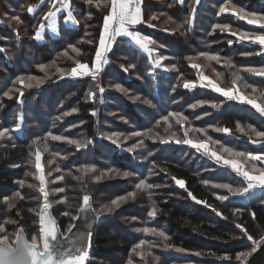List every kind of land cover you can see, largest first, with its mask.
Wrapping results in <instances>:
<instances>
[{"label":"trees","instance_id":"trees-1","mask_svg":"<svg viewBox=\"0 0 264 264\" xmlns=\"http://www.w3.org/2000/svg\"><path fill=\"white\" fill-rule=\"evenodd\" d=\"M195 1L183 0L181 4L179 0H144V19L152 15L158 19L151 21L154 27L141 24L136 30L155 39L161 47L160 54L171 58L165 59L166 65L176 66L175 70L161 73L156 92V82L149 77L145 82L143 70L130 77L121 68L117 71L118 79L111 76L109 71L125 55V50L132 54L136 66L146 69L152 65L150 55L126 37H117L107 54L109 63L95 80L67 75L77 61L93 65L103 19L111 10L110 0H92L91 4L87 0H72L78 25L61 22L60 36L47 35L46 40L36 39L35 34L51 1L46 0L30 14L27 8L41 0H0V48H5L0 50V131L9 130L0 138V227L4 229L0 238L8 235L13 243L21 229L29 241L32 236L40 235L43 195L39 192V173L35 168V152L39 149L50 210L62 232L74 222L71 217L78 215L84 194L91 196V204L99 211L113 199L135 193L134 198L122 202L95 226L90 239L89 264H129V261L131 264H238L236 256L240 252L247 253L264 241V188L240 196L215 187L226 183L232 188H244L247 181L229 167L204 156L202 151L196 157L195 148L176 143V139L208 142L211 150L227 158L232 157L223 151L225 147L253 155L264 153V137L255 134L264 131V115L251 105L228 100L210 87H200L199 82L194 91L183 86L185 82L199 81V73L204 72L208 78L230 88L236 73L242 77L236 86L264 104V96L260 95L264 92V76L246 71L264 68V45L254 42L255 36H264V19L248 22L264 17V0H201L197 7ZM222 7L226 11L220 14ZM193 14L194 23H185ZM17 16L19 22L15 20ZM178 23L185 26L174 31ZM216 24L227 28L224 32L219 28L213 31ZM241 35L245 36L243 40L238 39ZM69 45H75L79 51H73ZM201 53L217 55L220 61L209 60ZM130 56L127 55L128 59ZM189 57L193 59L190 61ZM191 63L200 65L202 71L191 67ZM41 65L48 67L42 70ZM29 77L44 82L37 85ZM18 78H23L24 83ZM29 83L33 85L30 88ZM117 84L129 94L117 90ZM100 88L104 89L103 93ZM5 91L11 98L4 96ZM137 96L140 99H135ZM21 99L23 103L18 102ZM145 100L152 103L145 104ZM193 104L197 107H191ZM215 104L220 107H213ZM173 112L187 119L178 124L177 117L169 115ZM113 113L123 114L133 125L116 121ZM20 114H23L22 122ZM17 123L21 124L20 131L15 130ZM225 127L230 129L229 133L215 131ZM149 130L151 135L168 142L132 135ZM48 132L66 139L53 141ZM71 140L86 142L87 146L77 149ZM141 140L140 153L128 151L127 146ZM45 144L48 151H44ZM238 159L244 162V158ZM245 164L252 169L255 163L248 160ZM87 167L97 171H79ZM124 171L134 175L117 174ZM30 172L33 175H27ZM100 172L106 175L97 181L95 176ZM60 176L64 180L57 179ZM77 176L83 179L77 180ZM141 180L161 187L138 189L136 185ZM176 180H184L185 187L181 188ZM61 187L64 192L55 191ZM192 196L205 203H197ZM220 196H227L228 200L222 201ZM13 203L15 207H10ZM153 204L158 209L155 217L149 215ZM237 208L242 211L237 213ZM65 212L70 215H63ZM10 220L15 223H9ZM152 227L164 231L168 239L143 231ZM141 240L146 244L133 252ZM140 252L145 255H138ZM149 252L151 255H147Z\"/></svg>","mask_w":264,"mask_h":264},{"label":"snow or ice","instance_id":"snow-or-ice-1","mask_svg":"<svg viewBox=\"0 0 264 264\" xmlns=\"http://www.w3.org/2000/svg\"><path fill=\"white\" fill-rule=\"evenodd\" d=\"M44 0H41V3H43ZM173 2H176V0H173ZM201 0H196V3L199 4ZM88 4L92 3V0H87ZM143 3L144 0H110L111 4V10L110 13L104 17L103 19V25H102V31L98 38V49L95 52V60H94V67L89 68V65L87 63H80L77 61L76 67H73L67 75H69L71 78H82V77H91L93 80H95L99 74L103 71L104 66H106L109 63V60L107 59V54L111 52L113 44L116 42L117 37H126L128 38L132 43H134L136 46H138L139 49H141L143 52L147 53L148 55H152L153 49L150 47V45L154 44L155 42L148 36L143 35L140 31L136 30L137 25L141 24H147L150 27H154V25L151 23L152 20L158 19L156 15H152L148 20L144 19L143 14ZM179 3L183 4V0H179ZM57 4L60 5V7H57ZM171 6V5H170ZM61 10H66L67 19L71 21L73 24L77 23L75 20V17L73 15V12L76 11L75 9H72L71 4L69 3V0H52L51 6L46 14L43 15V20L48 21V27L51 28V30L59 35L58 30L56 28V17L58 13ZM225 8H220V12H224ZM27 11L31 13H35L36 8L35 7H28ZM195 10H193L194 12ZM240 12H243V9L239 10ZM255 16V14H251ZM241 18H244L243 16ZM257 19H264V17L254 18L250 19L249 23H256ZM15 20L17 22L20 21L19 16L15 17ZM169 21H172V17H168ZM192 19H189L185 21V23L191 25ZM184 23H178L176 24V29L179 30L181 28H184ZM219 28L221 32H224L227 28L226 25H220L216 24L213 28V31ZM45 31V24L41 23L39 25V31L36 32L35 38L36 39H42L43 33ZM184 33H181L183 35ZM245 38L244 35H241L238 37V39L243 40ZM254 42H258L261 45H264V36H255ZM89 44L92 43L91 40L88 41ZM232 41H229V44H231ZM69 47L72 48L73 51H79L75 45H69ZM67 53H65L66 55ZM201 56L206 57L209 60H215L217 63L220 61V57L217 55H210L208 53H201ZM166 59V57L163 56H157L154 57V66L160 67L162 60ZM190 61L193 59L192 57L188 58ZM226 64H231L230 60H225ZM193 68H199V65L193 63L191 64ZM41 69H45L46 65H41ZM131 67H135V65H132ZM127 70V69H125ZM248 72L255 73L256 75L264 76V68L257 70L254 68L246 69ZM63 75V72H62ZM234 80H233V87L236 86V82L241 80L242 77L238 74L234 73ZM29 80H36L37 85L42 84L44 81L40 80L37 77H29ZM20 83H24L23 78H18ZM205 81L207 83H205ZM33 85L31 83L27 84V87H32ZM185 88L192 89L197 87V85L193 82H185L183 85ZM200 87L205 88H211L216 93L221 94L222 96L226 97L228 100L237 101L241 104H247L251 105L254 109L257 110L261 115H264V104L257 103L256 99L246 97L243 95L238 89L234 92L233 88H222L213 81H211L207 76L201 74L200 76ZM117 89H119L121 92H125L126 90L119 84L115 86ZM247 87V85H246ZM99 91L101 93L104 92L103 88H100ZM255 92V89H253ZM4 96H9V92L5 91ZM95 94L93 93V96ZM261 96H264V92L260 94ZM20 97H23V92H20ZM135 99H140L139 96L135 97ZM19 103H23V100H19ZM145 104H151L152 102L150 100H145ZM201 104L205 103V101H201ZM155 107V105H153ZM191 107L195 108L197 107L196 104L191 105ZM215 108H219L220 105L215 104L213 105ZM75 111V109H73ZM95 114V113H93ZM67 115V113H65ZM169 115L177 117V123L182 124L184 120L187 119V117H183L180 113H170ZM57 119H60V117H57ZM164 121H168V116H165ZM20 120L22 122L23 120V114H20ZM171 127V125H169ZM238 129L243 132L244 129L240 128L239 124L237 125ZM21 124L17 123L15 126V130H20ZM168 129H165L167 131ZM8 129H3V131H0V138L4 137L8 133ZM215 131L218 132H224L229 133L230 129L228 128H216ZM255 131V129H253ZM151 130H149V133H140V132H134L132 133L133 136H141L146 135L149 136V138L153 139H161L162 142L167 143V140H163V138L159 137L158 135H151ZM255 134L259 137H264V131H258L255 132ZM118 135V134H117ZM187 133H185V136ZM47 136L50 137L53 141H60L65 140L66 137L59 136V135H53L51 132L47 133ZM175 136V133L172 134V137ZM111 139V137H109ZM171 138V137H170ZM211 140V137L208 138ZM256 141H253L255 143ZM35 143V141H34ZM70 143L75 144L77 149L83 148L87 146L86 142L77 141V140H71ZM176 143H184L187 145H190L191 147L195 148L198 152L202 151L204 155L209 156L210 158L214 159L216 163L222 164L224 166L229 167L231 170L235 171L237 174L242 176L247 181V186L244 188H232L229 184L222 183V184H216L215 187L218 188H225L228 189L233 194H246L249 193L250 190H253L257 187L264 188V168H256L255 164L252 165L251 170H246L244 166L238 162V158H244V162L247 163L248 160L252 161H264V154H258L253 155L251 153H245L240 151H233L231 148H223V151L229 154V157L232 158H225L223 155L218 154L215 150H211L207 143L205 142H194L191 139H176ZM213 143H219V141H214ZM143 146V140L140 141V144L134 145V147H142ZM44 151H48L47 145H44ZM129 152L133 151V148L128 149ZM151 155V153H149ZM35 168L38 170V180L40 182L39 192L43 195V204L40 209L39 213V223H40V233L42 238V244L38 242V239L36 236H32L31 242L29 243L28 239H25L22 235L23 229L20 230L19 233L15 236V247H13L12 243L10 242V238L8 235H3L2 238H0V264H86V261L89 259V251L87 247H79L76 248L75 253H72L71 249H68L66 251H61V249L64 246L65 241L69 240L68 237H65L64 240L58 239V236L60 233L58 232V229L56 227V221L55 219L50 215L49 209L52 207V205L49 202V192L46 190L45 187V175H44V168L41 165V153L40 150L37 149L35 152ZM57 171L60 169L57 168ZM79 171L83 173H93L97 170L94 167H87L80 169ZM115 171V170H113ZM50 174V173H49ZM118 175H122L124 177H130L133 176L134 173L131 171H124L122 173L117 172ZM27 175H33V173H27ZM105 172H100L99 175L95 176V179L97 181L102 180L105 177ZM57 179L64 180V176H60ZM77 180H82L83 176H77ZM173 179H175L173 177ZM21 186H23L24 182L21 181ZM176 184H178L181 188L185 187V181L184 180H176ZM29 187H35V185H29ZM136 187L138 189H152L153 187L159 188L160 185H153L149 184L144 180H141ZM55 191L58 192H64L65 189L63 187L56 189ZM19 196V193L16 194ZM191 196L192 194L189 193ZM135 193H130L128 196H121L117 199H113L110 204H105L99 211L94 209L92 205L90 204L91 196L89 194H84L82 197V206L79 209L80 213H83L84 215H76L72 216L71 219L73 221L76 220H83L87 221L89 219L88 214L92 213L96 219H99L100 216H102L104 213H112L115 209L120 207V204L124 201H126L129 198H134ZM193 200H196L195 196H192ZM220 200L226 201L228 200L227 196H220ZM65 200H67V197H65ZM197 203H205L204 201L196 200ZM10 207H15V204H10ZM157 208L155 204H153L152 210L150 211L149 215L155 217L157 213ZM237 213L242 211L241 209L237 208L235 210ZM219 214V213H218ZM65 216H69V212L63 213ZM254 215V213H253ZM9 223H15V221H8ZM76 223H72L68 228L67 231L70 233L74 228H76ZM4 229L0 227V232H3ZM137 231H140L137 229ZM144 232H152L165 240L168 239V237L165 235L164 231L157 232L154 228H145L143 229ZM86 235L89 237V246H90V237L92 235L91 232H87ZM245 235L247 233L245 232ZM83 238V236H81ZM248 240H252V237L249 235L247 236ZM71 243L75 245L76 241L72 240ZM146 243V241L141 240L139 244L132 249L133 252L137 251V248L143 246ZM255 243V242H254ZM138 255L144 256L145 253L140 252L137 253ZM200 253H197L199 255ZM147 255H151V253H147ZM251 255V253L246 252H240L237 256V260H241L242 258H246L247 256ZM155 259H159L156 257ZM129 264H131V261H129Z\"/></svg>","mask_w":264,"mask_h":264},{"label":"rangeland","instance_id":"rangeland-1","mask_svg":"<svg viewBox=\"0 0 264 264\" xmlns=\"http://www.w3.org/2000/svg\"><path fill=\"white\" fill-rule=\"evenodd\" d=\"M197 3H196V1H195V7H197ZM195 11H196V9H194ZM226 11V10H225ZM219 13L221 14L222 12H220V9H219ZM196 15V14H195ZM194 14L192 15V17H191V19H192V23H194ZM144 35V34H143ZM155 43L154 44H152V45H150V47L153 49V53H152V55L150 56V58H151V63H152V65H151V67H149V68H143L142 66H136V64H135V60H134V57H132V54H129V52L127 51V50H125V52H124V56H122V58H119L120 60H123L124 62H128V64L127 65H124L123 63H121V61L120 60H117V62H115L114 64H113V67H112V69L109 71L110 73H111V76H114L116 79H118V74H117V71H119L121 68H122V71H125V72H128V74H129V76L130 77H133V73H139L141 70H143V74H144V81L145 82H147V81H149L148 80V78L147 77H149V79H153L155 82H156V87H155V91L157 92L158 91V89H157V86L159 85V83H160V79L162 78V72H165V73H168L169 71H171V70H175L176 69V66H171V67H169V66H167L166 65V63L164 62L165 61V59L164 60H162V62H161V66L160 67H155L154 66V57H157V56H162L161 54H160V52L158 51L161 47H160V45L157 43V41L155 40V39H153V38H151ZM4 49L5 48H0V50L1 51H4ZM127 55H131L130 57H131V59H128V57H127ZM204 57V56H203ZM168 59H171L170 57H166V61L168 60ZM172 61H173V58H172ZM191 64H193V63H191ZM196 64V63H195ZM132 65H135V67H131ZM192 67V66H191ZM125 69H127V70H125ZM195 69H197V68H195ZM198 69H201V66L199 65V68ZM199 71H202V69L201 70H199ZM200 74H203V75H205V73L204 72H200L199 73V75ZM199 75H198V78H197V80L198 79H200V77H199ZM201 76V75H200ZM206 76V75H205ZM136 77V79H141V77L140 76H135ZM210 79V78H209ZM196 80V81H197ZM210 80H212V79H210ZM198 82L199 81H197V82H193V83H195L196 85H198ZM196 88H198V87H195V88H192V89H189V90H191V91H194V90H196ZM117 89V88H116ZM117 90H119V89H117ZM125 94H129V92H127V91H125L124 92ZM114 114V119L116 120V121H119V122H124V123H128V125H133L131 122H129L128 120H127V118H125L124 117V115L123 114H115V113H113ZM20 130H21V128H20ZM20 130H18V131H20ZM136 137V136H135ZM138 144H140V143H137V144H135V145H138ZM184 144V143H183ZM127 148L129 149V148H133V151H132V153L134 152V153H140V149H142L143 148V146L142 147H134V145H129V146H127ZM195 152H196V157H197V155L199 154V152L197 151V150H195ZM204 155V154H203ZM137 156V155H136ZM204 156H206V155H204ZM208 157V156H207ZM263 188H259V187H257V188H255V189H253V190H250V193H258L260 190H262ZM239 196V195H238ZM240 196H243V195H241L240 194ZM91 203V202H90ZM93 206V205H92ZM94 208V207H93ZM95 209V208H94ZM51 211V210H50ZM78 215H81V213L79 212L78 213ZM109 214L108 213H104L102 216H100V218L99 219H96L97 220V223H96V226L100 223V221L102 220V219H105L107 216H108ZM77 222V220L76 221H74L73 223H76ZM72 224V222L70 223V225ZM70 225H68V227L70 226ZM152 228H154V229H156L155 227H152ZM156 231L157 232H159V230H157L156 229ZM20 232V231H19ZM18 232V233H19ZM62 232V231H61ZM62 234H63V237L65 238L66 236H68L69 235V232L66 230L65 232H62ZM151 234L152 235H154V236H158V235H156V234H154V233H152L151 232ZM37 239H38V242L39 243H41L42 244V238H41V233H40V235L37 237ZM91 239V238H90ZM31 242V241H30ZM13 246H15V239L13 240ZM146 244V243H145ZM259 245V243H257L255 246H254V248L251 250V251H249V252H247V253H252L253 251H254V249L255 248H257V246ZM89 259H88V261H87V264H89V262L91 261V259H92V257H91V248H92V245H91V243H90V246H89ZM168 253H169V251H168ZM250 256V255H249ZM249 256H247L246 258H242L241 260H239L238 261V264H245V262L247 261V259L249 258Z\"/></svg>","mask_w":264,"mask_h":264},{"label":"crops","instance_id":"crops-1","mask_svg":"<svg viewBox=\"0 0 264 264\" xmlns=\"http://www.w3.org/2000/svg\"><path fill=\"white\" fill-rule=\"evenodd\" d=\"M46 0H44V2H45ZM49 1H51L52 2V0H49ZM43 2V3H44ZM69 3L71 4V7H72V9H74L73 8V5H72V0H69ZM42 3L40 2L39 4H37V5H35V6H32V7H35L36 8V11H37V9L40 7V5H41ZM57 7H60V5L59 4H57ZM35 11V12H36ZM73 15H74V17H75V20L77 21V23H75V24H73L71 21H69L68 19H67V15H66V10H61L59 13H58V15H57V17H56V28H57V30H58V33H59V35H57L56 33H54L52 30H51V28L50 27H48V21H43V23L45 24V31H44V33L42 34L43 35V38L42 39H39V40H46V37H47V35H49V36H52V37H59L60 36V34H61V31H60V24H61V22H64L67 26H77L78 25V17H77V15H76V13H75V11L73 12ZM37 31H39V28H38V30ZM263 51H264V48H263ZM89 65V64H88ZM94 67V63H93V65L92 66H90L89 65V68L91 69V68H93ZM105 67V66H104ZM211 81H213L214 83H216L217 85H219L220 87H222V88H225V87H223V86H221L215 79H212ZM205 83H207L206 81H205ZM199 84H200V80H199ZM230 88H233V91L235 92L237 89L243 94V95H245L246 97H249V98H252V97H250V96H248L246 93H244L243 91H241L237 86H235V87H230ZM225 89H228V88H225ZM254 99V98H253ZM257 101V103H260L258 100H256ZM261 104V103H260ZM207 144H208V146H209V143L207 142ZM219 154V153H218ZM259 154H264V153H259ZM254 155H258V154H254ZM225 158H227V157H225ZM238 162L239 163H241L243 166H244V168L246 169V170H251V169H249L248 167H247V165L245 164V162H243L242 160H240V159H238ZM254 163L256 164V165H262L263 167H264V161H254Z\"/></svg>","mask_w":264,"mask_h":264},{"label":"bare ground","instance_id":"bare-ground-1","mask_svg":"<svg viewBox=\"0 0 264 264\" xmlns=\"http://www.w3.org/2000/svg\"><path fill=\"white\" fill-rule=\"evenodd\" d=\"M84 215V214H83ZM89 219L85 222L83 220L77 225L74 229L72 235L69 237V240L65 241L63 248L61 251H66L68 249L72 250V253H75L76 248L79 247H87L89 251V237L86 235L87 232H93V226L97 223L95 222L96 218L92 213L88 214ZM83 236V238H81ZM72 240H75L76 243L73 245L71 243ZM88 261V260H87ZM86 261V264H87Z\"/></svg>","mask_w":264,"mask_h":264},{"label":"water","instance_id":"water-1","mask_svg":"<svg viewBox=\"0 0 264 264\" xmlns=\"http://www.w3.org/2000/svg\"><path fill=\"white\" fill-rule=\"evenodd\" d=\"M91 204V203H90ZM92 205V204H91ZM93 207V206H92ZM50 215L55 219V217L52 215L50 209H49ZM83 215V213H81V216ZM95 217V216H94ZM56 221V227L58 229V232L60 233V235L58 236V239L60 240H64L63 234L61 232V229L59 227V224ZM81 220H77L76 225H78L80 223ZM95 222H97V220H95ZM95 226L96 224L93 226V232L95 230ZM75 229V228H74ZM74 229L72 230V232L69 233L68 236L66 237H70L74 231ZM92 232V234H93ZM22 235L24 236L25 239H27L26 235L24 233H22ZM92 236V235H91ZM91 238V237H90ZM29 241V240H28ZM30 243V241H29ZM16 246V245H15ZM13 246V247H15ZM245 264H264V241L262 243H260L257 248L254 249V251L251 253V255L249 256V258L247 259V261L245 262Z\"/></svg>","mask_w":264,"mask_h":264}]
</instances>
